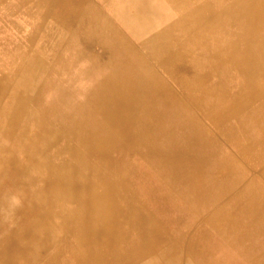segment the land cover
I'll use <instances>...</instances> for the list:
<instances>
[{
    "label": "rangeland",
    "instance_id": "1",
    "mask_svg": "<svg viewBox=\"0 0 264 264\" xmlns=\"http://www.w3.org/2000/svg\"><path fill=\"white\" fill-rule=\"evenodd\" d=\"M76 1L0 0V161L10 159L0 166V237L44 232V250L31 249L20 264H39L59 244L63 233L34 214L37 180H27L25 172L51 148L57 161L70 160L69 148L80 153L82 132L89 141L93 136L106 143V159L98 150H88L89 159L104 168L99 163L103 159L125 191L113 196L116 209L109 224L116 264L145 263L147 258L134 249L150 241L170 246L171 258L194 237L193 249L184 251L181 261L189 256L192 264H264V0H193L186 8L179 7L184 0ZM250 9L258 29L235 24L245 22ZM87 13L103 16L110 25L104 51L81 60L71 49V36L81 17L93 18ZM216 37L228 53L214 59L209 43ZM28 68L38 71L29 82L24 76ZM111 74L116 86L102 94L104 107L95 98ZM197 84L203 86L201 98L191 89ZM16 100L23 101L22 114L12 123L9 109ZM132 113L138 114V122ZM32 136L38 140L37 153L30 151ZM51 167L45 176L54 181L63 171L56 164ZM63 176L87 215L93 195L75 177ZM68 206L60 202L57 213ZM39 207L46 212L44 204ZM223 212L228 217L221 219ZM83 222L90 239L95 223ZM68 230L74 251L75 237ZM90 245L88 240V256ZM79 257L77 264H90L82 251Z\"/></svg>",
    "mask_w": 264,
    "mask_h": 264
},
{
    "label": "bare ground",
    "instance_id": "2",
    "mask_svg": "<svg viewBox=\"0 0 264 264\" xmlns=\"http://www.w3.org/2000/svg\"><path fill=\"white\" fill-rule=\"evenodd\" d=\"M68 1V0H66ZM74 1V0H72ZM79 1V0H77ZM76 1V2H77ZM193 0H184V2L182 4L179 5L180 8H183L187 5H190L192 3ZM46 2V1H45ZM113 6L115 8V2H113ZM11 4V3H10ZM17 4V3H16ZM20 4V3H19ZM24 4V2H23ZM15 5V3H14ZM156 5V4H155ZM24 6V5H23ZM59 6V5H58ZM9 7V6H8ZM14 7V6H13ZM15 8V7H14ZM18 8V7H17ZM20 9V8H19ZM54 9V8H53ZM56 9V8H55ZM3 10V9H2ZM31 10V9H30ZM29 10V11H30ZM6 11V10H5ZM55 11V10H54ZM2 12V11H1ZM39 13V12H38ZM41 13V12H40ZM52 13V12H51ZM55 13V12H54ZM65 13V12H64ZM16 14V13H15ZM22 15V14H21ZM27 15V12H26ZM30 15V14H29ZM38 15V14H37ZM54 15V14H53ZM57 15V14H56ZM63 15V14H62ZM87 15H91L93 16V18H88V17H81L80 19V28L75 31L72 36H71V42L73 44L72 46V51H75V57L77 59H84L86 58L88 55H90L92 52L98 50V51H104L105 47H104V39L106 36V32L110 23L108 22L107 19H105L103 16L99 17L96 13H92V14H88ZM86 15V16H87ZM253 15H255L254 13H252V10L250 9L249 12V16L247 17L245 22H241L240 20L235 22V24H239L238 26L244 25L250 29L255 28L258 29L259 28V22L257 21V18L254 17ZM2 16V15H1ZM4 16V14H3ZM12 17V16H11ZM21 17V16H20ZM52 19H54L53 16H51ZM61 17V15L59 16ZM12 19V18H11ZM23 19V18H22ZM18 20V19H17ZM41 20V19H40ZM23 21V20H22ZM19 22V21H18ZM37 22V21H36ZM42 22V20H41ZM40 22V23H41ZM23 23V22H22ZM21 24V23H20ZM24 25V24H23ZM39 25V24H38ZM36 25V26H38ZM20 27V26H19ZM29 27V26H28ZM140 27V26H139ZM23 28V27H22ZM74 29V28H73ZM89 29V30H88ZM111 29V28H110ZM116 29V28H115ZM114 29V30H115ZM116 31V30H115ZM115 31L112 32V34H115ZM118 31V30H117ZM110 34V33H109ZM71 35V34H70ZM111 35V34H110ZM121 35V34H120ZM118 36V34L116 35ZM115 36V37H116ZM108 38V37H107ZM113 39V38H112ZM121 40V39H120ZM119 40V41H120ZM30 42V41H29ZM116 42H113V44ZM212 45L211 47H209L211 52V56L216 59L217 57H222L224 56L227 52V46L223 47V46H219L221 45V39L220 37H216L213 41H211L209 43V45ZM120 47V46H119ZM127 47V46H126ZM109 51V50H108ZM97 52V51H96ZM123 54V53H122ZM92 55V54H91ZM141 55V54H140ZM142 57V56H141ZM54 58V57H53ZM61 58V57H60ZM75 58V59H76ZM130 58V57H129ZM138 59V58H137ZM59 60V59H58ZM60 61V60H59ZM103 61V60H102ZM147 61V60H146ZM54 62V61H53ZM134 62V60L132 61ZM149 62V61H147ZM59 63V62H58ZM87 63V62H86ZM50 65V64H49ZM103 65V64H102ZM147 65V64H146ZM230 63L227 62L226 66L227 68L230 67ZM72 66V65H71ZM52 67V66H51ZM53 68V67H52ZM152 68V67H151ZM150 68V69H151ZM138 69V68H137ZM13 70V69H12ZM122 70V69H121ZM154 70V69H153ZM57 71V70H56ZM187 71L190 70H185L183 72H186L188 74ZM37 70L34 69H30L28 68L27 70L24 71V76L28 77L26 80L29 82L30 77H34L33 75L35 73H37ZM63 72V71H62ZM181 72V73H183ZM11 73V72H10ZM53 73V71H52ZM129 73V72H128ZM63 74V73H62ZM95 74V73H94ZM132 75V74H131ZM93 76V75H92ZM116 75L111 74L110 81H104L102 84V92L101 95L98 94L97 97L95 98L101 105L104 106V104L106 103V101L102 100V94L105 92L110 91L111 89L115 88L116 86V78L113 77ZM98 77V76H97ZM54 79H56V81L58 80L57 77H53ZM129 78V77H128ZM68 79V78H67ZM131 79V78H130ZM91 80V78H90ZM96 80V79H95ZM98 80V79H97ZM51 81H55L53 79H51ZM124 81V80H123ZM129 81V80H128ZM63 81H61L62 83ZM95 82V81H94ZM121 82V81H120ZM130 82V81H129ZM87 83V82H86ZM145 83V82H144ZM127 84V83H126ZM136 87V86H135ZM152 87V86H151ZM218 87V86H217ZM145 88V85H144ZM228 88V85L225 84L222 86V88L220 87L222 93H224ZM148 89V88H147ZM192 91L196 92L199 98L202 97L201 92L203 91V86L202 85H196L195 87L191 88ZM219 89V87H218ZM58 91V90H57ZM119 91V90H118ZM142 91V90H141ZM151 91V90H150ZM149 91V92H150ZM98 92V91H97ZM144 92V91H143ZM146 93V92H145ZM38 94V93H37ZM55 94V92H54ZM63 94V93H62ZM64 95V94H63ZM110 95V94H109ZM111 96V95H110ZM116 96V95H115ZM35 97V96H34ZM136 97V96H135ZM143 96H141L142 98ZM145 97V96H144ZM42 98V97H40ZM46 98V97H45ZM53 98V97H52ZM105 98V97H104ZM116 98V97H115ZM153 98V97H152ZM111 99V98H110ZM128 99V98H127ZM146 99V98H145ZM48 100V99H47ZM40 101V100H39ZM176 101V99H175ZM93 103V102H92ZM132 103V101H131ZM152 103V102H151ZM150 103V104H151ZM23 101L22 100H16V103L10 107L9 111L11 110V114H10V119L12 123H16L22 112V107H23ZM131 105V104H130ZM3 106V105H2ZM109 106V105H108ZM45 107V106H44ZM47 107V106H46ZM105 107V106H104ZM123 107V106H122ZM86 108V107H85ZM115 108V107H114ZM131 108V107H130ZM135 108V107H134ZM151 108V107H150ZM48 109V107H47ZM70 109V108H69ZM77 109V108H76ZM124 109V108H123ZM122 109V110H123ZM128 109V108H127ZM1 110V109H0ZM50 110V109H49ZM89 110V109H88ZM115 110V109H114ZM186 110V109H185ZM9 111L7 113H9ZM59 111V110H58ZM73 111V110H72ZM75 111V110H74ZM105 111V110H104ZM125 111V110H124ZM152 111V110H151ZM180 111V110H178ZM183 111V110H182ZM121 112V111H120ZM184 112V111H183ZM188 112V111H187ZM123 113H127V112H123ZM179 113V112H178ZM2 114V112H1ZM61 115V113H59ZM116 115V114H115ZM133 115V120L135 122H138V114L137 113H132ZM153 115V114H152ZM167 116V115H166ZM177 116V115H176ZM62 117V115H61ZM171 117V116H169ZM190 117V116H189ZM91 118V117H90ZM163 118V117H162ZM188 118V116H187ZM191 118V117H190ZM188 118V119H190ZM49 119V118H48ZM57 119V118H56ZM71 119V118H70ZM92 119V118H91ZM197 119V118H196ZM59 120V119H58ZM158 120V119H157ZM54 121V120H53ZM113 121V119H112ZM146 121V120H145ZM170 121V120H169ZM174 121V120H173ZM189 122V121H188ZM106 123V122H105ZM116 123V121H115ZM114 123V124H115ZM192 123V122H191ZM199 123V122H198ZM37 124L40 126V122L37 121ZM113 124V125H114ZM161 124V123H160ZM101 125V124H100ZM154 125V124H153ZM2 126V125H1ZM164 126V125H163ZM159 127H157L158 129ZM166 128V127H165ZM182 128V127H181ZM73 129V128H72ZM71 129V130H72ZM164 129V128H163ZM168 129V128H167ZM9 130V128H8ZM11 130V129H10ZM79 130V129H78ZM101 130V129H100ZM117 130V129H116ZM123 130V129H122ZM180 131V130H179ZM205 131V130H203ZM36 131H34L35 133ZM118 132V131H117ZM5 133V132H4ZM33 133V134H34ZM65 133V130H64ZM122 133V132H121ZM176 133V132H175ZM68 134V133H67ZM97 134V133H96ZM206 134V133H205ZM78 135L80 136V138H82L83 143L80 146V153H77L75 150H72L71 148H69V157L70 160H63V161H57L56 160V156H55V151L54 148H51L49 150H47L46 155H44L43 159H37L35 161V163L28 169V171H26V179L31 181L32 179H36L37 182L33 185L34 186V191H35V201L37 203V212L34 214L37 216H43L45 219H49L51 221L52 224H54V228H56V230L61 231L63 233L62 237H61V241L59 242V244L48 254L44 255L42 257V261L39 262V264H57L55 263V259L54 256H56L57 254H59L61 251H63L64 249L68 250L70 252L71 255V259L77 264V262L81 261L79 254L80 251L83 252V254H85L88 262H90V264H116V258L112 255V235H111V229L109 227L110 221H111V211L113 209V211H115L113 208V199L115 196L116 198H119L120 194H124L125 191L121 188H119L118 184L116 181H113V176L110 173L109 168L107 169V163L103 160V159H99V163L102 164L104 166V168H101L99 164L94 163L91 159H89L88 156V150L90 151H97L98 150V154H100L101 157H104L106 159L107 156V149H106V143L99 142L98 140L95 139V137H91L92 139L89 141L87 136L85 134H83L82 132H79ZM160 135V134H159ZM170 135V134H169ZM108 136V135H107ZM158 136V135H157ZM156 136V137H157ZM209 136V135H208ZM2 137V136H1ZM29 137V136H28ZM26 137V138H28ZM103 137V136H102ZM155 137V138H156ZM160 137V136H159ZM206 137V136H205ZM7 138V137H6ZM31 138V137H30ZM29 138V139H30ZM35 138V137H34ZM32 136L31 141L34 142V139ZM74 138V137H73ZM77 139V137H75ZM152 138V137H151ZM172 138V137H171ZM132 139V138H131ZM150 139V138H149ZM174 139V138H173ZM125 140V139H124ZM148 140V139H147ZM154 140V139H153ZM200 140V139H198ZM3 141L6 144H9L11 146V148L13 149V152L15 153V149L13 148V146L11 145L10 142L6 141L3 139ZM30 141V140H29ZM30 141V144H31ZM79 141V140H78ZM139 141V140H138ZM152 141V140H151ZM38 140L36 139L34 142V146L31 144L30 145V151H34L35 153H37V149H35ZM130 142V141H129ZM155 142V141H153ZM90 143V144H88ZM134 143V142H133ZM202 143V142H201ZM205 143V142H204ZM146 145V144H145ZM210 145V144H209ZM53 146V145H52ZM86 147H89V149H87ZM114 147V146H113ZM196 147V146H195ZM207 147V146H206ZM211 147V146H210ZM208 148V147H207ZM197 150V149H196ZM202 150V147H201ZM208 150V149H207ZM115 151V150H114ZM173 151V150H171ZM41 152V151H39ZM147 152V151H146ZM204 151H202L203 153ZM207 152V151H206ZM20 153V152H19ZM26 152H24L25 154ZM139 153V152H138ZM201 153V152H199ZM208 153V152H207ZM67 154V153H66ZM143 154V153H142ZM186 154V153H185ZM210 154V153H209ZM208 154V155H209ZM135 155V154H134ZM203 155V154H201ZM205 155V154H204ZM133 156V155H132ZM144 156V155H143ZM146 156V155H145ZM197 156H200L197 155ZM220 156V155H219ZM223 156V155H222ZM178 157V155H177ZM207 157V156H206ZM217 157V156H216ZM221 157V156H220ZM144 158V157H143ZM187 158V156L185 157ZM223 158V157H222ZM225 158V157H224ZM74 159V160H73ZM194 159V158H193ZM207 159V158H206ZM143 160V159H142ZM148 160V159H147ZM195 160V159H194ZM10 159L5 158V161H0V166L3 164V168L4 166L9 163ZM196 162V161H194ZM187 163V159L184 161L181 165L184 166V164ZM197 163V162H196ZM199 163V162H198ZM203 163V162H202ZM52 164H56L57 166L61 167L60 169H62L63 173H57L55 175V179L53 180H46V176L45 174H48V171L50 172V167ZM179 164V163H178ZM209 164V163H208ZM134 165V164H133ZM157 165V163H156ZM180 165V166H181ZM202 165V164H201ZM125 166V165H124ZM148 166V163H147ZM152 166V165H151ZM191 166V165H190ZM137 167V166H136ZM201 167V166H200ZM207 168V167H206ZM205 168V169H206ZM107 169V170H106ZM130 169V168H129ZM157 169V168H156ZM195 170H199L197 168H193ZM52 170V167H51ZM145 170V169H143ZM178 170V169H177ZM128 171V170H127ZM155 171V170H154ZM209 171V170H208ZM37 172V173H36ZM169 172V171H168ZM197 172V171H195ZM205 172V171H204ZM29 173V174H28ZM30 173H32L33 175H31ZM36 173V174H35ZM175 173V172H174ZM182 173V172H181ZM198 173V172H197ZM209 173V172H208ZM211 173V172H210ZM35 174V175H34ZM39 176H38V175ZM69 176V177H75L77 179V181L80 183V185H82L83 187H88L90 193L93 195V198L91 199L92 205H93V209L92 211H90L89 213H87V215H83L81 213V211L79 210V198L77 197V195L75 194V191L73 190L71 184H69V182H64V180L66 181L65 177L63 176ZM128 174V173H127ZM188 175V174H187ZM186 175V177H187ZM194 177H196V173L193 174ZM207 175V174H206ZM212 175V174H211ZM148 176V174L146 175ZM160 176V175H159ZM128 177V176H127ZM183 177V175H182ZM185 177V176H184ZM201 177V176H200ZM163 179V177H161ZM188 178V177H187ZM185 178V179H187ZM197 178V177H196ZM208 178V177H207ZM239 178V177H236ZM111 179V180H110ZM150 179V178H149ZM170 179V178H168ZM179 179V178H178ZM182 179V178H181ZM190 179V178H189ZM199 179V178H198ZM196 180V179H194ZM205 180V179H204ZM134 181V179H133ZM131 181V182H133ZM150 181V180H149ZM181 181V180H180ZM187 181V180H186ZM127 182V181H126ZM154 182V181H153ZM193 182V181H192ZM209 182V181H208ZM136 183V182H135ZM151 184V182H149ZM126 184V183H125ZM124 184V185H125ZM131 186V185H130ZM133 186V185H132ZM149 186V185H148ZM121 187V186H120ZM138 187V186H137ZM156 188V187H155ZM158 188V187H157ZM148 189V188H147ZM136 190V189H135ZM188 190V189H187ZM128 191V190H127ZM145 191V190H144ZM148 191V190H147ZM154 191V190H153ZM130 192V191H129ZM137 192V191H136ZM182 193V192H181ZM137 194V193H136ZM139 194V193H138ZM247 194V193H246ZM157 195V194H156ZM181 195V194H180ZM251 195V194H250ZM128 196V194H127ZM126 196V197H127ZM124 197V196H123ZM144 197V195H143ZM142 197V199H143ZM150 197V196H149ZM183 197V196H182ZM242 197V196H241ZM250 197V196H249ZM257 197V195H256ZM125 198V197H124ZM135 198V197H134ZM147 198V196H146ZM163 198V197H162ZM167 199V198H166ZM185 199V198H184ZM242 199V198H241ZM257 199V198H256ZM146 200V199H145ZM144 200V201H145ZM262 200V199H260ZM122 201V200H121ZM125 201V200H124ZM128 201V200H127ZM136 201V200H135ZM225 201V200H224ZM258 201V200H257ZM60 202H64L67 203V205H69L67 208L68 209H64L65 212L63 214H58L56 209H57V204L59 205ZM126 202V201H125ZM143 202V201H142ZM160 202V201H159ZM162 202V201H161ZM223 202V201H222ZM249 202V201H248ZM264 202V201H263ZM40 203L44 204L46 212L42 211V208L39 207ZM101 203V206H100ZM138 203V202H137ZM165 203V202H164ZM168 203V202H167ZM106 206L102 207V206ZM123 205V204H122ZM134 206V205H133ZM143 207V206H142ZM170 207V205H169ZM264 207V206H263ZM137 208V207H136ZM164 208V207H163ZM232 208V207H231ZM174 209V208H173ZM228 209V208H227ZM146 210V209H144ZM233 210V209H232ZM112 211V212H113ZM62 212V211H61ZM156 212V211H155ZM175 212V211H174ZM264 212V210H263ZM119 213V212H118ZM151 213V212H150ZM100 214H103V218L101 217ZM120 214V213H119ZM174 214V213H173ZM209 214V213H208ZM169 215V214H168ZM171 215V214H170ZM206 215V214H205ZM218 215L215 214L211 217L216 218ZM155 216V215H154ZM220 218H226L228 216H225L224 212L221 213ZM211 218V219H213ZM256 218V217H255ZM86 219L87 222L94 221L95 223V228L97 231H95L94 233L90 234V239H89V235L83 232V226L85 228V224H84V220ZM171 219V218H170ZM230 218H227V220ZM233 219V217H232ZM236 219V218H235ZM121 220V219H120ZM226 220V221H227ZM260 220V219H259ZM40 221H44V220H40ZM223 221V220H222ZM74 224H71V223ZM173 222V221H172ZM159 223V222H158ZM244 223V222H243ZM254 223V222H253ZM241 224V223H240ZM117 225V224H116ZM128 225V224H127ZM126 225V226H127ZM156 225H152V228L155 229V235H157V226ZM252 225V224H251ZM119 226V225H118ZM124 226V228L126 227ZM129 226V225H128ZM159 226V225H158ZM165 226V225H164ZM173 226V223H172ZM254 226V225H253ZM68 227L71 228L72 233L73 234V247H74V251L70 250V246L71 244L69 243V237L68 234L70 233V230H68ZM233 228V227H232ZM244 228V227H243ZM220 229V228H219ZM235 229V228H234ZM255 229V228H254ZM34 230V231H33ZM32 231H28L26 234L25 232H17L15 231L14 237L11 236H6L4 238L0 237V242L2 245H0V264H20V257L23 256L24 254L26 255L27 252L29 253L31 249H35L36 248V252L39 253L40 251L44 250V244L48 241V238L46 237V235L44 234L43 231H36L35 229H33ZM119 230V229H118ZM114 231V230H113ZM160 231V230H159ZM166 231V230H165ZM237 231V230H236ZM245 231V230H244ZM249 231V229H248ZM120 232V231H119ZM174 232V231H173ZM190 232V231H189ZM195 232V231H194ZM213 232V231H212ZM211 232V233H212ZM223 232V231H222ZM234 232V231H233ZM161 233V232H160ZM166 234V233H165ZM215 234V233H214ZM227 234V233H226ZM164 235V234H162ZM70 236V235H69ZM197 238V237H194ZM193 238V239H194ZM205 238V237H204ZM193 239L188 240L186 246L184 247V251L185 253H187V251L192 250L194 243ZM89 240L90 242V250H91V256H88L87 254V249H89V247L86 249V242ZM141 240V239H140ZM174 240V239H173ZM72 242V241H71ZM191 242V243H190ZM259 242V241H258ZM177 243V242H176ZM179 243V242H178ZM234 243V242H233ZM246 243V242H245ZM243 243V244H245ZM201 244V243H200ZM258 244V243H257ZM204 245V244H203ZM116 246V245H115ZM246 246V245H245ZM254 246V245H253ZM177 247V246H176ZM203 247V246H202ZM206 247V246H205ZM239 248V247H238ZM254 248V247H252ZM258 248V247H257ZM173 250H176L174 248H172ZM180 249V247H179ZM117 250V249H116ZM115 250V251H116ZM171 250L170 246H163L161 243L158 242H154V241H150L147 242L146 244H144L143 246L140 247H135L134 249V254L135 255H143L147 258L146 262L143 264H157L159 261H164L163 264H192L189 256L187 258H184L183 261H181L182 257H184V251L180 250L179 251V255H174L171 258H169V255L171 254V252H169ZM262 252V251H261ZM263 253V252H262ZM201 254V253H200ZM192 256V255H191ZM198 257V256H197ZM200 257V256H199ZM84 259V258H83ZM118 259L120 261H122V259L120 257H118ZM85 260V259H84ZM213 263V262H212ZM89 264V263H88Z\"/></svg>",
    "mask_w": 264,
    "mask_h": 264
},
{
    "label": "crops",
    "instance_id": "3",
    "mask_svg": "<svg viewBox=\"0 0 264 264\" xmlns=\"http://www.w3.org/2000/svg\"><path fill=\"white\" fill-rule=\"evenodd\" d=\"M1 138H0V143H1ZM55 263L57 264H76L72 259L70 252L66 249L61 251L59 254L54 256Z\"/></svg>",
    "mask_w": 264,
    "mask_h": 264
},
{
    "label": "clouds",
    "instance_id": "4",
    "mask_svg": "<svg viewBox=\"0 0 264 264\" xmlns=\"http://www.w3.org/2000/svg\"><path fill=\"white\" fill-rule=\"evenodd\" d=\"M14 202H15V203H18V201H15V198H14Z\"/></svg>",
    "mask_w": 264,
    "mask_h": 264
}]
</instances>
